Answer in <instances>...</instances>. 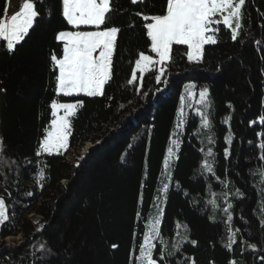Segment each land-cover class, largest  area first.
<instances>
[{"label": "trees", "instance_id": "trees-1", "mask_svg": "<svg viewBox=\"0 0 264 264\" xmlns=\"http://www.w3.org/2000/svg\"><path fill=\"white\" fill-rule=\"evenodd\" d=\"M7 3L0 0V19ZM166 6L111 0L100 29L119 32L99 96L56 92L51 57L62 58L64 45L56 36L73 30L62 0H35L39 15L12 51L0 40V198L8 217L0 227V264H135L158 200L165 242L153 252L158 264H264V0H246L236 40L223 23L213 25L216 43L204 47L199 63L188 61L187 46L173 44L161 82L155 65L129 84L141 52L157 59L146 28L152 21L144 16L164 15ZM191 82L209 91L210 126L189 117L162 197L170 138ZM54 100L80 102L60 155L40 152ZM205 160L212 172L203 169ZM229 229L236 234L231 250ZM10 238L17 242L6 244Z\"/></svg>", "mask_w": 264, "mask_h": 264}, {"label": "snow or ice", "instance_id": "snow-or-ice-1", "mask_svg": "<svg viewBox=\"0 0 264 264\" xmlns=\"http://www.w3.org/2000/svg\"><path fill=\"white\" fill-rule=\"evenodd\" d=\"M63 16L68 24L74 27L81 25L95 26L97 29L105 24L107 14L112 11L111 0H62ZM142 2V0H132L133 4ZM245 0H167L166 14L155 15L151 18L144 16L145 20L151 19V23L146 24L147 35L151 39V51L156 54L158 60H154L153 56L146 55L143 52L139 54V58L135 62V69L132 72L129 84L136 79V70H139L141 77L144 72L148 71L150 66L161 65L158 69L159 74L155 79L161 82V76L167 70V64L171 62L172 46L186 45V56L189 62L199 63L202 59V50L206 44H215L216 40L213 35L206 33H214L218 29L214 28V24L221 22L231 29V38L236 40L239 35V29L242 28V7ZM226 13V14H225ZM39 13L35 9V0H23V3L10 19H0V40L7 42V49L12 51L16 44L24 40L25 36L32 28L35 18ZM137 15H141L137 13ZM219 16L221 19L217 18ZM119 29L111 27L106 30L96 31H62L56 36L57 41H64L63 57L58 59L55 54L51 59L56 68L58 75L56 76V92L64 96H72L74 94L85 93L88 96L103 95L104 85L111 78L112 56L114 44ZM192 86H190L191 88ZM187 90L189 97L193 96V92ZM208 91L205 88L199 93V101L207 109L206 102ZM182 103L184 97L181 98ZM77 103H58L55 100L51 103L52 116L50 129L46 137L40 144V152L51 153L53 151L60 153L62 149L68 146L69 136L71 135L70 117L75 115ZM63 110V115H59ZM199 111V109H198ZM201 125L204 128L210 126L207 112H201ZM181 120L178 127L183 122V110L180 112ZM264 122V117L261 118ZM211 143V137H209ZM231 143V137L228 138ZM171 144L176 148L179 147L178 140H172ZM264 149V145H261ZM37 152V155L40 154ZM169 157L175 155L173 147L168 149ZM212 149L209 148L207 156H212ZM229 155L228 149H225V156ZM264 160V154L260 156ZM168 158L165 160L167 166ZM207 172H212V164L205 160L202 165ZM264 178V172L261 173ZM41 178H43V170H41ZM168 185L163 186V190L167 191ZM215 207V201H211ZM232 207L231 204L224 209L226 213ZM5 201L0 198V222L7 220ZM228 220H232L229 213ZM160 213L153 218L152 223L143 236V243L139 248V255L135 257L137 264H158L153 258V252L156 245L153 243L159 240L165 243L160 232ZM177 227H180L178 225ZM238 231V230H237ZM230 235L226 247L231 250L236 242L235 232L229 229ZM195 244V241H192ZM255 249V245H249ZM176 250H179V242ZM167 249H163L160 253V260L164 259ZM168 255L174 253L168 252ZM261 259H264L262 257ZM194 264V262H193ZM235 264V261H230Z\"/></svg>", "mask_w": 264, "mask_h": 264}, {"label": "rangeland", "instance_id": "rangeland-1", "mask_svg": "<svg viewBox=\"0 0 264 264\" xmlns=\"http://www.w3.org/2000/svg\"><path fill=\"white\" fill-rule=\"evenodd\" d=\"M245 2H246V0H245ZM245 5V4H244ZM243 8H244V6L242 7V19H241V24H242V27H243V22H244V18H243ZM226 14V13H225ZM6 15V14H5ZM217 18H219V19H221V21H222V17L221 16H219L218 15V17ZM222 23V22H221ZM214 25H217V24H214ZM101 27V26H100ZM214 27V26H213ZM74 28V27H73ZM229 28V27H228ZM242 29V28H241ZM241 29H239L238 31H239V35H240V32H241ZM74 30L75 31H96V30H101L100 28L99 29H97L95 26H86V25H81V26H79V27H75L74 28ZM229 30L231 31V29L229 28ZM102 31V30H101ZM216 32V31H215ZM214 32V33H215ZM214 33H206V35H213L214 36ZM239 35H238V37H239ZM237 37V38H238ZM214 38H215V40H216V37L214 36ZM64 42V41H63ZM17 45V44H16ZM15 45V46H16ZM115 45V44H114ZM206 45H209V44H206ZM206 45H204V47L206 46ZM186 46V45H185ZM204 47H203V49H204ZM113 52H114V50H113ZM202 53H203V50H202ZM156 60H158V57H157V59ZM196 63V62H195ZM160 67H162L161 65H158V69L160 68ZM58 69V68H57ZM150 69V68H149ZM59 71V70H58ZM145 73V72H144ZM143 73V74H144ZM158 73H159V71H158ZM137 75H139V76H141V73H140V71L139 70H136V76ZM190 86H192L191 88H190ZM189 88H190V90L193 92V96L192 97H189L188 96V94H187V90H189ZM205 88H198V86H197V84L196 83H194V82H191V83H188L185 87H184V91H183V94H182V97H184V100H183V103H182V100H180V104H179V108H178V111H177V115H176V120H175V126H174V129H173V132H172V135H171V138H170V144H169V147H173V150H174V152H175V155L174 156H172V157H169V154H168V152H167V155H166V158H168V163H167V166L165 165V162H164V171H163V173L165 174V175H168L169 176V180H168V182L166 183L167 185H168V188H167V191H168V189H169V187H170V181H171V176H172V170H173V166H174V164H175V162L177 161V159H178V156H179V151H180V148H181V145H182V138H183V136L185 135V128H186V125H187V123H188V120H189V117L190 116H192V115H195V116H197L200 120H201V115H200V113L201 112H207V115H208V118H209V109H210V107H209V91H208V89H207V91H208V95H207V99H206V102H207V104H208V107H207V109H205L204 108V105L203 104H200V103H197L198 101H199V99H200V97H199V93L202 91V90H204ZM59 95H63V94H59ZM64 96V95H63ZM72 96H88V95H86L85 93H79V94H74V95H72ZM72 96H67V97H72ZM181 97V98H182ZM181 109L183 110V122L180 124V126L178 127V123L180 122V120H181V116H180V112H181ZM198 109H199V111H198ZM77 111V110H76ZM76 113V112H75ZM59 115H63V110H61L60 111V113H59ZM73 117V116H72ZM72 117H70V120H71V118ZM53 119H54V117H53ZM226 124L229 126V120H226ZM51 126V125H50ZM50 129V128H49ZM48 132V131H47ZM46 135H47V133H46ZM172 140H178V142H179V147L178 148H176L175 146H173L172 144H171V141ZM69 142V141H68ZM68 147V146H67ZM93 146L92 145H90V144H88V145H86L81 151H80V154L81 155H83V154H86L87 153V151H89L90 150V148H92ZM67 149V148H66ZM66 149H62L61 151H60V153H57V152H55V151H53V152H51V153H48V154H50V155H60V154H62L63 152H65L66 151ZM75 155H74V153L72 152L69 156H68V159H72L73 157H74ZM166 160V159H165ZM167 191H164L163 189H162V192H161V196L162 197H165V195H166V192ZM164 203H165V199H164ZM156 208H155V212L153 213V216H151V218H150V221L148 222V224H147V231H149V226H150V224L152 223V220H153V218L154 217H156L157 216V214H158V210H159V213H160V220L162 221V216H163V207H162V202L161 201H157V204H156V206H155ZM33 218V220H38V218L37 217H32ZM6 220H4L3 222H0V227H1V225L5 222ZM34 223H37L36 221H33ZM160 226H161V223H160ZM146 231V232H147ZM159 240H155V241H153V243L156 245V243L158 242ZM4 242H6V244H9V245H13V243H16L17 242V240H14V239H12V238H10V239H6ZM155 250V249H154ZM135 264H137V261H136V259H135Z\"/></svg>", "mask_w": 264, "mask_h": 264}, {"label": "crops", "instance_id": "crops-1", "mask_svg": "<svg viewBox=\"0 0 264 264\" xmlns=\"http://www.w3.org/2000/svg\"><path fill=\"white\" fill-rule=\"evenodd\" d=\"M23 3V0H8L7 8H6V15L4 19H10V17L15 14L17 11H19L21 5ZM70 25V24H69ZM72 28L73 25H70ZM75 28V27H74ZM73 28L72 31H75ZM6 42V41H5ZM63 42V41H61ZM64 43V42H63ZM7 45V42H6Z\"/></svg>", "mask_w": 264, "mask_h": 264}, {"label": "water", "instance_id": "water-1", "mask_svg": "<svg viewBox=\"0 0 264 264\" xmlns=\"http://www.w3.org/2000/svg\"><path fill=\"white\" fill-rule=\"evenodd\" d=\"M88 152V151H87Z\"/></svg>", "mask_w": 264, "mask_h": 264}]
</instances>
